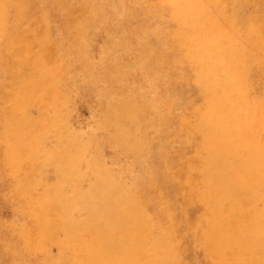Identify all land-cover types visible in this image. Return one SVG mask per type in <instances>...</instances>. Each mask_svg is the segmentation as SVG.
<instances>
[{
  "label": "rangeland",
  "instance_id": "obj_1",
  "mask_svg": "<svg viewBox=\"0 0 264 264\" xmlns=\"http://www.w3.org/2000/svg\"><path fill=\"white\" fill-rule=\"evenodd\" d=\"M92 4L0 0V264H79V230L108 253L93 229L123 202L148 237L102 264H264V0ZM233 85L247 111L211 155L201 113ZM211 165L245 170L215 199L234 258L206 246Z\"/></svg>",
  "mask_w": 264,
  "mask_h": 264
},
{
  "label": "bare ground",
  "instance_id": "obj_2",
  "mask_svg": "<svg viewBox=\"0 0 264 264\" xmlns=\"http://www.w3.org/2000/svg\"><path fill=\"white\" fill-rule=\"evenodd\" d=\"M95 1L96 0H90L91 4L92 3L94 4ZM179 35H180L179 31L171 33V36L175 37L176 39L178 38ZM180 41L185 42L190 48L192 46L191 42L193 44L196 42V41H191L189 38H186V41H185V39L181 35H180ZM194 57H195L194 59H196V56ZM198 60H200V57H198ZM235 91H237V88L235 87V85L227 87L224 90H221L220 88L212 92L210 91L209 96L207 98L208 100L207 108L205 111H202L203 113H201V121L205 125L210 127V129H212V132H213L211 136H208L209 139L206 140L207 145L210 148L211 155H212V148L216 144L224 140H227L229 138L230 132L227 131L229 129V126L231 124L236 126L237 124L236 111L239 110V113L241 114H244L247 111V109L242 105H240L239 108H237L236 102L231 98V95L234 94ZM250 158L251 156L250 154H248V152L244 154L243 161H245L246 164L248 163L247 171H250V168H251ZM244 172L245 170L242 171L241 174H239L238 176L235 174V176L231 177L230 172L228 173L227 171H224V170L222 171L216 165H211L209 168V172H208L209 192L211 196V200H210L211 206L209 207H210V213L212 214L213 219L207 225L208 235H207L206 246L212 252L216 253L217 255L223 256L225 258L226 257L234 258V247H235L234 246V227H238L239 225L236 224V222L227 223L226 221H220L217 219L218 216H217L216 208H215L217 203L215 202V199L217 197V194H220L224 188H229L231 192L232 191L234 192L235 189L240 188L239 187L240 185L237 186L236 184H234V179L238 180L240 183H244L245 181H247L246 177H244V174H245ZM235 193L236 195H238V191ZM54 197L56 201L62 205L61 207L63 209L68 210V209H71L75 205L74 203L75 199H72L71 201H69L68 199L63 198V197H58V196H54ZM95 197L97 198V196ZM131 202L133 204V206H131V213L138 214L137 206L134 204L133 200ZM94 203L95 205L101 204L99 203L98 200L94 201ZM123 203H124L125 209L122 206H120V209L124 210V213L115 209L114 205H112V209H110V213L112 214V216L116 215L120 219L118 224H115L116 228H115V225L113 227L115 228V231H114L115 235L109 232V229L106 224L98 220H97V226L95 227L96 229H93L95 231H97L98 229V235L101 233V235L104 236V239H105L104 246L107 249L108 253L109 252L119 253L122 250L127 251V252L137 253V247H139L140 244H142V242L144 241V239L148 237V234L145 231L142 232L139 230L140 231L139 232L137 227H134L129 223V213H128L129 211L126 206L127 204L125 202ZM238 203L239 202H237V204ZM99 216L100 215L98 212V217ZM92 218L96 219L94 215ZM133 233L134 235L131 236L130 234H133ZM76 236L78 237V239H77V245L74 248V251L76 253H80L79 255L81 256V261L79 264H86L87 257H91L92 260L99 262L100 264L105 262V258L108 254L105 251V249L102 248L103 249L102 253L100 251L98 252L95 250V243L96 241H98L97 237H93V235L91 236L89 235V233L87 232L85 233L83 230L77 231ZM161 245H162L161 241L160 243L156 244L157 247ZM250 247H247V248H250ZM164 259L165 257L162 258L158 254H156L155 256V260H157L158 262ZM222 260H225V259L223 258ZM146 261L147 259L144 260L143 262H146ZM143 262L141 264H143Z\"/></svg>",
  "mask_w": 264,
  "mask_h": 264
}]
</instances>
